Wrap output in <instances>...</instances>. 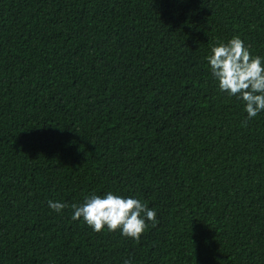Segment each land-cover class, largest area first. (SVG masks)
<instances>
[{"label":"trees","instance_id":"16d2710c","mask_svg":"<svg viewBox=\"0 0 264 264\" xmlns=\"http://www.w3.org/2000/svg\"><path fill=\"white\" fill-rule=\"evenodd\" d=\"M264 57V0H0V264H264V111L207 57ZM156 210L137 242L71 207Z\"/></svg>","mask_w":264,"mask_h":264},{"label":"clouds","instance_id":"9594fccd","mask_svg":"<svg viewBox=\"0 0 264 264\" xmlns=\"http://www.w3.org/2000/svg\"><path fill=\"white\" fill-rule=\"evenodd\" d=\"M212 76L219 89L229 96H236L245 104L247 120L264 111V57L253 56L239 35L227 42L218 41L211 47L207 57ZM48 207L59 213L71 207L72 220L83 221L99 233L105 226L108 231L119 230L121 235L137 242L148 228V222L155 226L156 210L133 197H123L109 191L103 196L95 193L84 197L81 204L71 205L48 200ZM124 264H131L125 260Z\"/></svg>","mask_w":264,"mask_h":264}]
</instances>
